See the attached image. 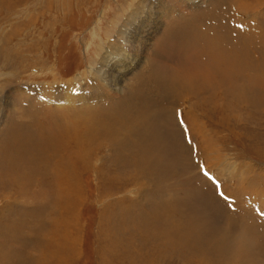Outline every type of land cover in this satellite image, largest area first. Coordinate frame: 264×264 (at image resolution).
Here are the masks:
<instances>
[{
    "label": "rangeland",
    "instance_id": "1",
    "mask_svg": "<svg viewBox=\"0 0 264 264\" xmlns=\"http://www.w3.org/2000/svg\"><path fill=\"white\" fill-rule=\"evenodd\" d=\"M131 1L0 0V89L8 80L11 83L7 85L13 89L22 82L32 84V81L45 85L58 79L77 78L80 84L84 83L78 75L96 66L102 48L108 40H115L119 24L131 10ZM208 6L215 10L218 19L215 18V37L221 35L225 38L216 45L219 49L216 61L224 58L223 64L215 66L213 76L202 78L205 68L198 72L199 79L187 76L193 79V84L200 80L210 82L213 95L211 90H202L195 95L186 92L182 101L188 112L194 111L196 106L198 111L199 107L215 108V122L204 118L205 129L211 131L204 132V129L205 135L198 136L204 146L196 147V138L184 124L180 115L181 102L175 98L183 90L177 83H172V79L170 81V75L180 77V82L189 81L186 72L196 65L209 64L189 61L184 50L180 49L185 37L179 34L173 43L175 37L169 34L165 39L167 42L159 43L164 46L161 53L158 52L155 65L146 63L138 69L137 76L143 72L147 77L135 78L131 83L135 104L122 108L126 111L122 112L121 119L126 117L128 125L116 129L122 134L127 130L125 138L128 139L127 147H130L117 148V152L111 148V152L106 144L91 141V147L100 148V160L98 164L94 159L84 166V172L89 171L87 174H79L70 181L63 178L61 182L51 181L49 177L44 180L42 175L41 182L71 201L75 200L78 208L63 218L55 200L43 199L38 203L41 207H50L41 210L43 232L39 248L44 251L42 253L38 248L41 264H56L50 255L57 244L58 252L54 255L59 254L55 256L60 264H264V0H215ZM243 7L249 19L248 26L242 24ZM202 12L203 9L198 12L199 16L196 14V21ZM167 25L163 24L159 37ZM222 25H226L225 28ZM183 26H180L181 31ZM194 44L199 48L201 43ZM220 52L228 56L219 55ZM161 55L165 57L159 61ZM168 57L173 65L166 63ZM225 72H231L228 78ZM159 73L164 76L165 84L169 82L167 90L160 83L163 81L154 77ZM7 85L2 89L3 93L0 91V99L8 89ZM105 105L108 106V102ZM55 109H43V123L50 122L48 117ZM13 110L17 109L13 107ZM173 112H176L179 125L183 123L184 138L177 136L176 132L167 135L161 124L160 120L165 122ZM98 120L104 121L105 118L99 117ZM90 121L88 119L89 124L83 126L94 133L96 124ZM7 123L2 128L7 127ZM44 125L43 128L47 127ZM135 125L141 128L142 139L131 130ZM206 134L211 137L209 142ZM184 141L188 150L180 144ZM133 143L140 145L139 156L142 158L138 156V160L141 163L135 157H128L127 153L133 151ZM114 152L118 153V158H114ZM210 153H218L219 157H211L215 163L208 157ZM21 160L30 164L31 157ZM146 161L150 165H146ZM26 168L34 174L43 173V169L35 171L32 165L21 166L20 170ZM50 192L53 193L51 188ZM9 195L10 201L18 199L21 203L11 208L12 212L31 207L28 205L29 196L13 192ZM0 199V203L6 202V199ZM51 207H56L58 212ZM25 217L30 219L28 215ZM129 219L133 221L130 223ZM177 223H180L179 228ZM60 228H63L61 233ZM70 237L72 244H65L63 239L70 240Z\"/></svg>",
    "mask_w": 264,
    "mask_h": 264
},
{
    "label": "bare ground",
    "instance_id": "2",
    "mask_svg": "<svg viewBox=\"0 0 264 264\" xmlns=\"http://www.w3.org/2000/svg\"><path fill=\"white\" fill-rule=\"evenodd\" d=\"M213 2H215V0H133L130 2L131 7L129 8H131V10L127 13V16L123 19V23L119 24L120 26L116 30L117 33L114 40L115 42L108 40L106 46L103 44L105 47L102 48V54L99 55L100 59L97 61V65L91 66L89 69L78 75V77L84 80V83L80 84L77 78H70L67 80L58 79L54 80L53 82H47L45 85L34 84L35 82L32 81V84L28 82H22L21 86L16 85L13 89V86L7 85L8 83H11L10 80H8L6 83L4 82V86L7 85L8 89H6L3 98L0 99V198L2 197L3 201L6 199V202L4 201L5 203H0V264H41L38 257L39 249L42 251V253L44 252L42 248H39V239H41V234L43 232L41 231V228L43 227L41 220V210L50 208L41 207L38 204L39 202L43 201V199L48 201L55 200L58 202L63 218V215L68 217L72 210L78 208L77 202L75 200L71 201L66 195L56 191L50 185L41 182L40 180H43V174L44 180L49 177L50 180L54 182H61L63 178H66V181H70L75 176L84 174V166L86 164H90L94 159H96L98 164L100 160V148L91 147V141L106 144V148H110L111 152L113 151L111 148H114L115 152H117V148L123 149L130 147L129 145V147H127L128 143L126 142L128 139L126 140L125 138L127 130H124L123 134L120 130H117L118 127L122 128L125 125H128L129 121L125 119L126 117L121 119V117L124 116L123 113L126 111H123L124 109L122 108L123 106L128 107L135 104L133 90L131 89L133 84L131 83L135 78L140 79L142 76H145L144 78L147 77L143 72L137 76L138 69H142V66H144L146 63L149 65H155L159 55L158 52L161 53V49L164 46L159 43L165 41L169 34H173L175 37L173 43H175L179 34H182V36L185 37L182 41L183 44L180 45V49L184 50L185 56L189 59V61L193 60L196 64H202L204 61H206L209 64V66L196 65L195 67H192L191 70L189 69L190 71L185 73L186 78H188L187 76L189 75L199 79L200 77L198 76V72L202 71L203 68H205V73L201 76L202 78L213 76V69H215V66H220L223 64L221 61H223L224 58L220 57L218 58V62L216 61V56L219 50L216 45L223 41L222 38H225L221 35L215 37V10H210L208 6V4H212ZM202 9V15L199 17V20L196 21V14L199 16L198 12ZM243 9H245V7H243ZM184 10L186 11L184 12ZM195 11L198 12L196 13ZM244 12V23L242 24L248 26L249 19L246 15V9ZM177 16L178 18H176ZM216 20L218 19L216 18ZM167 23L168 25L165 27L164 33H162L159 37L160 29L162 28L163 24L166 25ZM182 25H185V27L183 26V31L180 30V26ZM165 42H167V40ZM195 42L201 43L199 48L196 47L197 44L195 45ZM176 48H179V45H177ZM152 50L154 52H152ZM214 52L215 54H211ZM168 55L170 56V54ZM219 55H223L225 57L228 56L225 52H220ZM234 55L235 54H233V56ZM229 56L232 57V55ZM164 57L165 55H161L159 57V61H161ZM200 57L203 58V60L199 59ZM165 61L166 63L168 62L169 64L173 65V61L170 63L171 60L169 57ZM170 69H172V67ZM225 73L227 78L231 74V72ZM171 75L170 81L172 79V83H177L183 90L178 94V96H175V98L178 97L177 100L179 99L181 102L180 115L186 128L188 130L190 129V134L196 138V147H203L204 144L199 142L198 136L200 134L203 135V130L206 127V121H204V118L207 117L214 120L215 122V108L212 107L213 109H207L205 107L206 109H203L199 107L200 110L198 111V106L195 104L197 108L194 107V111L188 112V107H183L182 101L184 100L183 94L186 92L190 93L191 95H195L197 93H201L202 90H211V85H209L210 82H206L207 80H200L198 83H195V85L192 83V78H188L189 81L184 80L180 82V77L175 74L173 77H171ZM239 76L241 75L239 74ZM148 77H150V75ZM154 77L163 81L160 83L161 85L163 84L164 89L167 90L170 87V85H167L169 82H166L165 84V78L162 74L159 73ZM61 82H63V84H61ZM180 83H182V85H180ZM16 88L19 90H16ZM2 89H0V91L3 93L4 90ZM213 89L215 90V88ZM31 91L33 92V95L31 94ZM141 91L142 90H139V92ZM163 92L166 94L165 90H163ZM45 94H47V96ZM181 94L182 97L179 96ZM43 98H45V100ZM106 102H108V106L105 105ZM11 103H13L12 106ZM17 103L19 108L17 107ZM13 107H15L17 110H13ZM53 107L57 109H55L49 117L47 116L50 122L44 121L47 127L43 128L45 125L42 120V111L44 108L49 109ZM175 110L177 111L178 109ZM187 112L189 114H187ZM168 116L170 117L166 118L165 122L162 119L160 120L163 128H166L165 130L167 135H173L176 132L177 136L184 138V127L182 126L183 123H180L181 125H179L177 122L176 112H173L172 116L171 114ZM99 117H104L105 120L99 121ZM88 119L91 120V123L96 124V131L94 133H92L89 128H84L83 126L85 123H88L86 122ZM5 122H8L7 127L4 126V128H2ZM186 122L189 124L188 126ZM212 126L214 127V125ZM125 129H127V127H125ZM131 130L135 135H139L142 139V135L140 134L141 128L138 125H135V127ZM206 130L207 129H205L204 132H206ZM120 133L122 134V137H119ZM166 137L167 136H165V138ZM205 138L208 140V142L211 139V137L209 138L207 134ZM105 139L107 141H105ZM169 140L173 142L175 141L172 138H169ZM211 142L215 144V140H212ZM168 144L169 143H167V145ZM180 144L185 145L183 148L184 150L185 148L188 150V146L185 144V141L181 142ZM138 146L133 143L131 148L133 151L130 150V152L128 149L130 153L128 152L127 154L128 157H135L137 162L141 163L140 160H138L140 159L138 158L140 153V147L138 148ZM213 146L215 147V145ZM152 147L153 146L151 145V148ZM140 151L142 150L140 149ZM36 152H38V154L33 155ZM3 154L4 157H2ZM115 154L114 158H118V153ZM29 155L31 157V160L29 161L30 164L28 162L23 163V160L21 159L27 158ZM41 155H43L42 158ZM215 156L219 157L218 153H210L208 157L215 158ZM38 158L41 160H38ZM189 161H191V159ZM213 162L215 163L214 160ZM147 163L148 162L146 161V165ZM31 165L35 171H40V169H43V173L34 174L29 168H26V170L23 171L20 170L21 166ZM81 165L83 166L81 169H78V171L74 170L79 168ZM212 169L215 170V165H213ZM208 172L215 174V172L212 170L207 171V173ZM114 180H116V178ZM110 181H113V179H110ZM50 188L53 190V193L50 192ZM61 190L63 192L65 191L63 188ZM9 192L16 193L23 197L29 196L28 205L30 204L31 207L17 213L12 212L10 209L21 205V203L18 199L13 202L10 201ZM72 193H75V191L73 190ZM51 209L58 212L56 207H51ZM127 209L129 208L127 207ZM123 210H125L124 207ZM123 214L126 215V213ZM26 215H28L30 219H27L25 217ZM132 221L130 220V223ZM124 226L125 225L121 227ZM179 226L180 223H177L176 227L179 228ZM62 229L63 228H60V233L62 232ZM140 231H142V229ZM30 234L32 236H30ZM65 237H67V235H65ZM61 242L62 241H60V243ZM63 242H65V244L71 242L72 244V239L71 237L70 240L65 238L63 239ZM56 246H53L54 252L50 256L55 259L56 264H60L58 263L55 256L59 254L54 255L55 252H58ZM67 247L69 248V246Z\"/></svg>",
    "mask_w": 264,
    "mask_h": 264
}]
</instances>
